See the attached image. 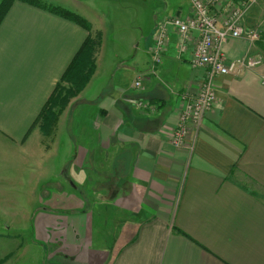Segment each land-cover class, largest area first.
<instances>
[{
	"label": "crops",
	"instance_id": "1",
	"mask_svg": "<svg viewBox=\"0 0 264 264\" xmlns=\"http://www.w3.org/2000/svg\"><path fill=\"white\" fill-rule=\"evenodd\" d=\"M41 1L80 16L88 30L18 0L0 23V264H264V0L243 20L258 40L223 45L227 59L263 62L215 78L218 102L192 131L191 151L174 148L170 135L205 80L190 64L198 33L179 58L168 27L150 70L159 25L186 19L188 0H130L123 25L125 0ZM237 1L211 10L218 26ZM91 37L94 74L43 135L38 116ZM109 41L120 47L112 56ZM13 218L18 226L6 224Z\"/></svg>",
	"mask_w": 264,
	"mask_h": 264
},
{
	"label": "built area",
	"instance_id": "2",
	"mask_svg": "<svg viewBox=\"0 0 264 264\" xmlns=\"http://www.w3.org/2000/svg\"><path fill=\"white\" fill-rule=\"evenodd\" d=\"M220 0H188L190 14L186 19L173 17L161 22L158 27L151 54V73L161 62L167 39V28L171 27L179 36L177 53L179 58L186 50L187 42L192 32H197L191 67L195 70L205 71V80L196 93L186 96L184 108L181 111L179 120L170 135V144L174 148H186L190 151L193 143L190 135L198 132L205 115L218 102L217 91L214 87V80L218 76L235 75L242 70L254 69L262 64L261 57L244 56L241 58L227 59L224 54L223 45L229 39L244 40L254 44L259 38V30L246 28L243 25L248 10L257 0H238L233 4L224 20L222 26H218L220 19L211 13V10ZM144 76H137L132 86L133 92L139 91L142 87ZM264 85V77L262 79ZM135 107L142 113L153 114L155 106L148 102L137 100Z\"/></svg>",
	"mask_w": 264,
	"mask_h": 264
},
{
	"label": "trees",
	"instance_id": "3",
	"mask_svg": "<svg viewBox=\"0 0 264 264\" xmlns=\"http://www.w3.org/2000/svg\"><path fill=\"white\" fill-rule=\"evenodd\" d=\"M15 0H2L0 3V23L3 16L7 13L9 7ZM32 6L41 7L58 15L62 18L70 20L79 24L88 30V23L80 16L73 14L61 7L46 6L39 0H18ZM98 40L87 38L83 43L80 51L71 62L64 75L61 77L60 82L56 85L50 96L47 104L42 108L40 115L36 121L40 132L43 135L49 136L55 130L58 117L67 107L70 100L76 97L85 85L90 80V76L94 74V52L98 45Z\"/></svg>",
	"mask_w": 264,
	"mask_h": 264
},
{
	"label": "rangeland",
	"instance_id": "4",
	"mask_svg": "<svg viewBox=\"0 0 264 264\" xmlns=\"http://www.w3.org/2000/svg\"><path fill=\"white\" fill-rule=\"evenodd\" d=\"M1 1L2 0H0V3H1ZM39 1H41V0H39ZM59 2H63V1H65V0H58ZM42 2V1H41ZM124 8H120L121 9V11L122 12H125L126 14H122V15H119V19L121 20V24L123 25V24H129V22H131L132 21V17L131 16H129V14H131V6H130V0H125L124 1ZM44 4V3H43ZM46 5V4H45ZM82 9H84V8H82ZM108 9H110V8H108ZM87 12H88V10H86ZM90 17H92V19L93 20H98V17H94L93 15L92 16H90ZM124 49V48H123ZM106 54L108 55V56H112L116 51H120V47H118L117 45H116V43H114V42H112V41H109V43H108V46L106 47ZM177 126V125H176ZM39 128V127H38ZM174 130V129H173ZM173 130H172V132H173ZM54 132V131H53ZM53 132L51 133V134H53ZM171 132V133H172ZM49 137V136H48ZM60 153H63L62 152V149L60 150ZM62 155V154H61ZM63 174H62V176H59V179L58 180H60V181H62L61 179L63 178ZM71 186V185H70ZM40 192H42V189H40L39 190V195L41 194ZM34 194V197L33 198H31V207L32 208H34L35 206H38V204H40V201L36 198V196H35V194H36V192H34L33 193ZM64 196H66V195H64ZM30 199H28V201H29ZM6 208H4L3 209V211H4V217L6 216V211L7 210H5ZM21 209H25V208H21ZM17 218H13V219H10V222H6V224H12V223H17ZM13 226H15V225H19V224H12ZM30 224H26V228H23L22 227V229H23V231H21L22 232V236H21V238H23L25 235H26V233L28 234V233H30V231H31V229H30ZM29 227V228H28ZM28 228V231L27 232H25L24 231V229H27ZM15 233H16V231H14ZM14 232H12L13 234L12 235H10V237H9V239L12 241V240H14L15 239V236L16 235H14L15 233ZM11 233V232H10ZM17 233H20V232H17ZM9 239H7V240H9ZM7 242H9V241H7ZM2 262H5V260H3Z\"/></svg>",
	"mask_w": 264,
	"mask_h": 264
}]
</instances>
